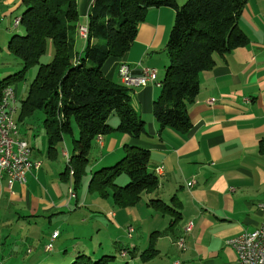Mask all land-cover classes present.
<instances>
[{
	"label": "crops",
	"instance_id": "obj_1",
	"mask_svg": "<svg viewBox=\"0 0 264 264\" xmlns=\"http://www.w3.org/2000/svg\"><path fill=\"white\" fill-rule=\"evenodd\" d=\"M1 1L0 29L7 35L11 20L8 16L19 14L21 0ZM91 3L92 0H77L80 25L85 23ZM20 15L12 19V27ZM173 17V10L168 8L149 11L125 60L107 61L103 68L105 77L123 85L118 77L121 63H139L148 68L150 51L165 45ZM238 26L248 43L225 59L218 58L213 69L199 75V95L188 107L192 125L188 133L159 131L152 116V103L159 90L149 85L133 89L130 103L144 121L146 134L133 140L114 132L97 138L89 152L90 173L116 163L125 146L148 151L151 172L163 169L156 176L157 189L143 193L136 206L149 210L152 208L148 203L156 201L168 207V214L175 220L168 218L166 222L162 217L159 224L146 225L149 234L162 235L155 238L157 255L144 264H238L234 250L226 242L253 232L264 221L258 207L264 201V157L258 152V143L264 138V0H247ZM209 99L214 100L212 106L206 103ZM42 119L38 114L36 122L28 119L16 124L19 138L30 148L31 160L41 166L29 175L25 186L8 189L5 183L0 185V264L65 263L77 253L88 254L79 249L67 259L65 248L56 252L53 243L60 238L58 227H52L47 243L35 235L40 221L50 224L67 216L71 207H84L87 200V194L82 201L69 198L70 174L65 183V170H60L58 155L65 158L67 154L70 159L71 153L59 146L55 151L58 155L47 156ZM191 181L194 183L188 187ZM110 217L117 219V214ZM187 222H192L193 227L185 234ZM139 228L144 231L145 223ZM54 232L58 236L51 241ZM179 240L185 249H179ZM49 245L52 249L46 251ZM143 247L144 242H134L125 249H130L131 255H122L130 258L131 264H141L138 255L146 249Z\"/></svg>",
	"mask_w": 264,
	"mask_h": 264
},
{
	"label": "trees",
	"instance_id": "obj_2",
	"mask_svg": "<svg viewBox=\"0 0 264 264\" xmlns=\"http://www.w3.org/2000/svg\"><path fill=\"white\" fill-rule=\"evenodd\" d=\"M246 3L247 0H187L178 6L175 0H92L83 42L77 32V0H21L22 13L14 20H18V26H13L21 32L10 38L7 52L21 62L22 69L0 83V101L2 91L21 81L50 49L52 59L40 67L25 99L19 102L15 123L33 120L42 113L49 157L65 137H73L72 124H76L78 139L73 141L74 152L69 159L76 184L97 138L116 132L138 140L146 134L144 121L131 108L133 89L108 80L103 68L109 60H125L147 13L158 8L174 12L164 47L168 64L152 103V116L159 131L186 134L192 127L188 107L199 95V75L213 69L218 58L225 59L248 43L238 26ZM77 40L82 41L78 52ZM113 115L118 118L114 129L108 125ZM258 152L264 157V138L258 143ZM150 158L146 150L125 146L121 159L95 172L87 189L101 197L110 195L123 210L134 207L143 193L158 187V179L149 170ZM121 177L128 181L124 187L117 184ZM148 206L170 213L168 207L156 201H150ZM161 235H150L151 244L138 255L141 264L157 255L155 238ZM123 252L125 256L130 253L120 251V256ZM73 257L65 263L48 264L72 260L70 264L115 263L114 257L103 255L97 260L83 253Z\"/></svg>",
	"mask_w": 264,
	"mask_h": 264
},
{
	"label": "rangeland",
	"instance_id": "obj_3",
	"mask_svg": "<svg viewBox=\"0 0 264 264\" xmlns=\"http://www.w3.org/2000/svg\"><path fill=\"white\" fill-rule=\"evenodd\" d=\"M186 1L187 0H175L178 6H182ZM1 3L2 1L0 0V4ZM21 13H22V9L19 11V14L8 16V18L11 20L9 23V28L7 27L10 32L7 35H5L4 31L3 30L1 31L0 29V83L4 79L12 75H15L22 69L21 62L10 56L9 53L7 52V43L9 42L10 38L16 33L21 32L20 28L14 29L12 27V19L15 18L17 15H20ZM81 21L82 20H79V24L82 23ZM81 45H82V41L77 40V44H76L77 52L81 48ZM164 46L158 48L155 51H150L151 59L149 62L150 66H148V68L156 69L157 78L160 81L164 77L165 67L168 64L164 52ZM51 59H52L51 53L47 54L46 56H43L39 60L38 64L31 67L27 71V73H25L21 81L17 83H13L11 85V87L15 90L16 96L18 98V101L15 103V106L17 108H19L20 105L19 102L25 99L28 91V87L32 84L40 67L42 65L49 63ZM41 116L43 117L42 113H40V117ZM15 118L16 115L14 116V119ZM36 119H37V115L33 119V121L36 122ZM25 120L29 121L30 119L29 120L25 119ZM108 125L111 128L117 127L118 118L116 115H113L108 119ZM72 128H73V137H65L64 143L60 145L63 149L67 148V150L71 153V155L74 152L73 141H76L78 139V129L76 124L73 123ZM146 128L147 127H145V130ZM55 154L58 155V151ZM58 160H59L60 170L64 171L66 170V167H68L66 170V175L62 176L64 182L68 183V176L70 172H72L71 169L72 162L70 160L67 161V159L65 158H61L59 155H58ZM90 161H92V159L88 160V164L87 166H85L86 169L82 170L79 173L80 179L77 181L76 184H73L74 178L72 177V174L70 175L71 177H69L71 179L70 183L72 186L74 196L75 198L77 197L78 201H82L84 196H86L87 194V200L86 203L84 204L85 206L80 207L77 210H74L73 207H71L70 212L66 213L67 216H60L56 220H53V222L50 224L46 220L40 221L41 227L38 226L35 235L37 236V240H40L43 243H47L48 240L50 239L49 238L50 231L53 230L52 227H58L60 232V238L55 243H53V248L56 249L55 250L56 252L62 247L65 248L67 251L66 252L67 259H70V257L75 252L79 251V249L82 250L84 249V251L88 253L87 255H89V257H91L93 260H97L101 257V255H103L108 257H114L115 258L114 264H125L126 262L127 263L129 262V264H131L130 262L131 259L128 257L122 258L120 256V251H124L127 247L131 248L134 242L136 243L144 242L143 249L147 248L148 245L151 244L153 238L150 237L151 235L149 234L150 232H146V225L148 224L149 226H152L154 224H159L160 221L162 220V217L166 222L168 218H172L173 221L175 219L174 217H172L171 214H167V212H161L159 210L153 209L152 207H151L152 209L148 210L146 206L137 207L135 205L134 207H129L123 210L113 202L110 195L108 197H101L97 193L89 191L87 188L89 186V182L93 174L101 170L100 168H102V167L96 168L93 170V172L90 173L89 172L91 166V164L89 165ZM117 184L120 187H124L125 185L128 184V181L126 178L121 177L120 179L117 180ZM110 193L111 192L109 191V194ZM71 206H73V203H71ZM112 214L114 215L117 214V219L111 218L110 216ZM80 221H82V223ZM92 223L94 224V228H93L94 230H91ZM141 223H145L144 231L140 230L139 228V224ZM128 226L134 229L130 237H128L125 233ZM144 237L146 238V240L144 239ZM96 250H98L99 252L93 254V252H95ZM125 252L127 253V251ZM72 259H74V257Z\"/></svg>",
	"mask_w": 264,
	"mask_h": 264
},
{
	"label": "built area",
	"instance_id": "obj_4",
	"mask_svg": "<svg viewBox=\"0 0 264 264\" xmlns=\"http://www.w3.org/2000/svg\"><path fill=\"white\" fill-rule=\"evenodd\" d=\"M14 27L16 22L13 23ZM87 36H84L83 24V42ZM157 71L154 69L144 68L139 63L130 66L121 63L118 68V77L123 86L130 89H139L146 86L158 87L161 84L156 82ZM14 89L5 88L2 91L0 101V185L6 184L8 189L14 185L25 186L28 182L29 175L38 170L41 166L40 162L31 160V151L28 144L19 138L18 128L15 123L14 116L18 113V108L13 102ZM207 105L212 106L213 99L207 100ZM65 159H69L64 154ZM155 170L163 171L161 167ZM72 172H70V175ZM193 181L187 184L192 187ZM72 186L69 189V198H74ZM264 216V201L259 205ZM193 227L192 222L186 223L185 234H188ZM133 233V228L126 229L128 237ZM58 236V232H54L51 241ZM226 244L232 248L236 254L238 264H264V225H260L256 230L250 233H243L237 237L229 239ZM180 250L185 249L182 243H178ZM52 247H46V251H51ZM123 256V255H122Z\"/></svg>",
	"mask_w": 264,
	"mask_h": 264
},
{
	"label": "bare ground",
	"instance_id": "obj_5",
	"mask_svg": "<svg viewBox=\"0 0 264 264\" xmlns=\"http://www.w3.org/2000/svg\"><path fill=\"white\" fill-rule=\"evenodd\" d=\"M15 22H16V26H18V20H16ZM77 32H78V36H79V38L83 41V25H80V26L78 27ZM84 36H87V26H86L85 24H84ZM156 82H157V84H161V81L158 80L157 75H156ZM157 88H160V86H158ZM13 102H14V103L17 102V97H16V95H15V91H14V95H13ZM68 160H69V159H67V161H68ZM154 174H155V176H160V175L162 174V172L159 171V170H155V171H154ZM70 188H71V187H70ZM261 225H264V221H263V223H262ZM185 230H186V224H185V226H184V228H183V231H185ZM178 243H182V240H179Z\"/></svg>",
	"mask_w": 264,
	"mask_h": 264
}]
</instances>
